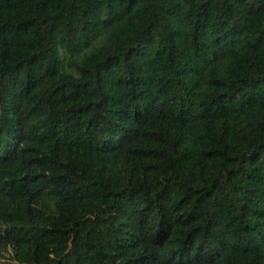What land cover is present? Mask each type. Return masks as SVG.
Segmentation results:
<instances>
[{
    "label": "trees",
    "instance_id": "obj_1",
    "mask_svg": "<svg viewBox=\"0 0 264 264\" xmlns=\"http://www.w3.org/2000/svg\"><path fill=\"white\" fill-rule=\"evenodd\" d=\"M0 264H264V0H0Z\"/></svg>",
    "mask_w": 264,
    "mask_h": 264
},
{
    "label": "rangeland",
    "instance_id": "obj_2",
    "mask_svg": "<svg viewBox=\"0 0 264 264\" xmlns=\"http://www.w3.org/2000/svg\"><path fill=\"white\" fill-rule=\"evenodd\" d=\"M105 39H106V35L104 33H101L99 37L94 41L93 47L100 45L102 42L105 41Z\"/></svg>",
    "mask_w": 264,
    "mask_h": 264
}]
</instances>
